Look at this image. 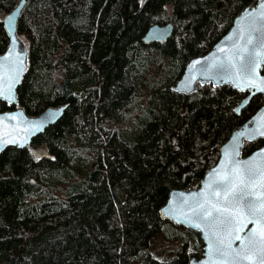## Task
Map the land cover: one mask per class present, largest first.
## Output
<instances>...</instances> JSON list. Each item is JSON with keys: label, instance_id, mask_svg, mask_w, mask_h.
<instances>
[{"label": "trees", "instance_id": "16d2710c", "mask_svg": "<svg viewBox=\"0 0 264 264\" xmlns=\"http://www.w3.org/2000/svg\"><path fill=\"white\" fill-rule=\"evenodd\" d=\"M20 0H0V55L8 44L3 18ZM257 0H28L18 35L29 50V67L17 106L38 116L67 105L63 117L32 144L46 146L51 160L28 148L0 156V264H190L187 240L170 260L151 250L171 228L184 237L198 233L161 219L174 189L199 186L219 158L220 147L263 104L231 86H199L195 94L172 90L187 63L209 52L234 18ZM171 9V10H170ZM172 22L165 43L147 46L153 24ZM156 65L160 89L145 105V117L122 134L126 109L138 96L143 62ZM264 73V68H263ZM264 145L246 142L243 156ZM65 198L54 201L52 179L70 162ZM46 195V197H41ZM200 248V247H199ZM201 251H203V246ZM196 254V253H195ZM198 254V253H197Z\"/></svg>", "mask_w": 264, "mask_h": 264}, {"label": "water", "instance_id": "95a60500", "mask_svg": "<svg viewBox=\"0 0 264 264\" xmlns=\"http://www.w3.org/2000/svg\"><path fill=\"white\" fill-rule=\"evenodd\" d=\"M27 3L28 0H20L3 18L8 44L0 55V102L9 106H17L18 89L29 67V50L17 29ZM262 13L264 0H257L255 5L241 11L209 52L187 63L172 90L192 95L199 86H231L246 94L235 107L237 115L255 96L264 99ZM173 33L172 22L156 23L143 36V43L147 46L165 43ZM67 107H50L35 117L22 108L0 112V156L10 148H28L36 158L51 160L53 156L46 146H35L32 142L56 124ZM257 139L264 140V104L220 147L217 162L199 186L172 190L161 207L162 220L199 234L203 251L199 257L192 256L190 264H264V145L243 156L245 143ZM250 202L255 205V214L249 210ZM213 205L232 213L237 221L235 226L201 220L204 210H211L213 217L218 215Z\"/></svg>", "mask_w": 264, "mask_h": 264}, {"label": "rangeland", "instance_id": "374dc122", "mask_svg": "<svg viewBox=\"0 0 264 264\" xmlns=\"http://www.w3.org/2000/svg\"><path fill=\"white\" fill-rule=\"evenodd\" d=\"M171 10V9H170ZM139 90L138 96L126 109V118L122 124H115V128L120 130L122 134H131L133 129L137 128L143 118L145 117V105L150 97V94L158 89L164 84L166 75L161 76L162 80H157L156 65H150L147 61L143 62L139 69ZM84 162L72 161L70 162V170L64 171L62 173L56 174L54 179H52V197L54 201H61L65 198V192L70 187L73 182L70 179L71 170H74L78 166L82 167L83 171L88 169L93 162V154L84 153L81 154ZM41 197H46V195H41ZM188 230V229H186ZM187 240L190 245L189 251L193 255L201 256L203 243L199 234L195 236L188 235L184 237L182 230L177 228H169L165 230L154 242V247L151 253L157 257L159 260H170L174 257L176 252L181 246L182 240ZM200 247V248H199ZM196 253V254H195ZM198 253V254H197ZM143 258H138L129 264H140Z\"/></svg>", "mask_w": 264, "mask_h": 264}, {"label": "snow or ice", "instance_id": "6c2138e0", "mask_svg": "<svg viewBox=\"0 0 264 264\" xmlns=\"http://www.w3.org/2000/svg\"><path fill=\"white\" fill-rule=\"evenodd\" d=\"M262 14H264V13H262ZM249 42H251V41H249ZM245 67H247V65H245ZM261 91H264V88H261ZM201 207H203V206H201ZM248 207H249L250 212L252 214H255V210H256L255 205L250 202ZM213 208L218 213V215L216 217H213L211 210H204L200 214V219L205 221V222H208L211 219L213 224L219 223V224H227L229 226H235L237 221L235 220V217L233 216L232 213L228 212L227 209H221V208L216 207L215 205H213ZM196 227H200V225L197 224ZM236 230L238 231L239 228L237 227ZM236 239H239V237L237 236ZM228 246L229 247L231 246L230 242H229ZM210 248H212L215 251H220L219 248H214L212 245H210Z\"/></svg>", "mask_w": 264, "mask_h": 264}]
</instances>
